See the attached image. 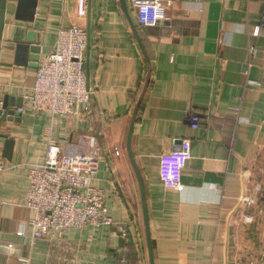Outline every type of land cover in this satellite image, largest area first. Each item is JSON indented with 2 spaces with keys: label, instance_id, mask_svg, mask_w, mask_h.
Here are the masks:
<instances>
[{
  "label": "crops",
  "instance_id": "crops-1",
  "mask_svg": "<svg viewBox=\"0 0 264 264\" xmlns=\"http://www.w3.org/2000/svg\"><path fill=\"white\" fill-rule=\"evenodd\" d=\"M133 1L89 0L80 19L77 0H39L25 22L9 0L0 99L23 100L35 81L32 61L16 63L17 43L34 30L40 64L58 29L72 25L90 31L85 68L96 94L88 117L27 109L0 122V264H152L146 216L153 264H264V208L255 219L248 205L264 182V37L251 35L264 0H159L167 20L154 26L139 24ZM193 111L202 115L197 129ZM2 134L14 140L11 159ZM89 134L102 146L94 185L116 223L70 229L54 243L33 239L31 168L44 163L49 141L66 150ZM184 139L192 157L180 193L162 184L159 169Z\"/></svg>",
  "mask_w": 264,
  "mask_h": 264
},
{
  "label": "built area",
  "instance_id": "built-area-1",
  "mask_svg": "<svg viewBox=\"0 0 264 264\" xmlns=\"http://www.w3.org/2000/svg\"><path fill=\"white\" fill-rule=\"evenodd\" d=\"M88 1L77 0L78 18L86 17ZM133 6L140 25L154 26L167 20V4L162 1L134 0ZM251 35L253 38L264 37V12ZM88 43L85 27L59 28L54 49L41 60L34 84L23 95L24 103L16 109L17 113L23 114L30 109L34 114L90 116L96 89L88 84L85 68ZM256 49L251 45L252 54L257 52ZM189 119L191 127L197 129L202 115L193 111ZM116 154H119L118 150ZM191 157L189 139L182 140L180 149L160 156L159 175L166 188L180 193L185 190L183 170ZM101 159L102 146L95 134L82 136L78 145L66 150L59 142L49 141L44 163L34 166L29 173L28 207L34 212L31 219L33 239L47 238L54 243L70 229L98 228L116 223L109 213L105 191L94 185ZM4 168L1 161L0 170ZM256 202L257 197L248 199L249 206ZM127 228V223L120 226L123 237L128 234ZM235 264L244 262L237 258Z\"/></svg>",
  "mask_w": 264,
  "mask_h": 264
},
{
  "label": "water",
  "instance_id": "water-1",
  "mask_svg": "<svg viewBox=\"0 0 264 264\" xmlns=\"http://www.w3.org/2000/svg\"><path fill=\"white\" fill-rule=\"evenodd\" d=\"M39 0H18L15 17L18 20L25 21V22H34L37 6ZM8 3L9 0H0V58H1V50H2V41H3V34L6 26V19H7V11H8ZM88 38H89V46H90V31H88ZM37 33L32 30L29 32L28 37L25 41H20L17 43L16 46V63L21 65L30 64L31 61L33 64L30 66H39L40 61V52L41 47L37 43ZM88 84H90L89 73H88ZM0 122L6 120H15L19 121V116L17 114V108L23 105V100L19 99L14 104L12 101L9 100V96H4V99H0ZM5 140V157L11 159L12 150L14 146V140L10 139L8 135L2 134ZM136 170L140 176L139 170L135 164ZM141 180V186L143 189V198L145 203V193L143 187V181ZM146 210V209H145ZM146 223H147V234H148V241L149 247L151 252V259L153 264V257H152V248H151V241H150V233H149V225L146 216Z\"/></svg>",
  "mask_w": 264,
  "mask_h": 264
},
{
  "label": "rangeland",
  "instance_id": "rangeland-1",
  "mask_svg": "<svg viewBox=\"0 0 264 264\" xmlns=\"http://www.w3.org/2000/svg\"><path fill=\"white\" fill-rule=\"evenodd\" d=\"M262 169L264 170V165H263V168H262ZM262 175H264V172H262ZM258 192H259V195H257V200H258V198H259L261 195H262V196L260 197V201H259V202H256V203L253 205V207H254V211L256 212L255 219H256L257 217H259V213L261 212V209L264 208V182L261 183ZM252 215H253V219H254V214H252ZM244 264H246L245 261H244Z\"/></svg>",
  "mask_w": 264,
  "mask_h": 264
}]
</instances>
